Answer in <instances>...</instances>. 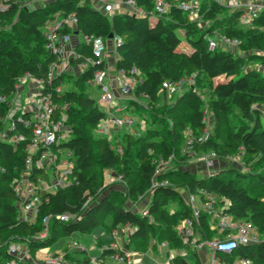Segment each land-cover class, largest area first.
Returning <instances> with one entry per match:
<instances>
[{
  "label": "trees",
  "instance_id": "obj_1",
  "mask_svg": "<svg viewBox=\"0 0 264 264\" xmlns=\"http://www.w3.org/2000/svg\"><path fill=\"white\" fill-rule=\"evenodd\" d=\"M135 1L147 16L120 12L111 17L98 10L93 0H52L37 9L26 7V0H0V97L7 99L5 103L0 102V244L3 245L0 264L12 259L6 248L13 242H26L29 251H41L54 241L69 239L75 234H93L97 228L113 233L127 227L126 249L139 254L149 251L150 239L158 246L168 245L169 249L186 247L178 229L193 214L189 195L198 203L202 202L201 207L214 198L218 208L227 205L223 215L264 233V110L261 108L264 107V71L245 66V58L232 49L209 50L210 40L221 35L237 39V48L244 47L249 59L254 55L264 60V13L246 26L241 22V11H233L213 0H203L198 19L192 20L176 5L177 0H166L172 5L171 9L164 16L156 17L152 24L155 0ZM71 15L78 21L79 34L104 38L113 34L122 39L117 49L116 69L127 75L135 70L133 75L137 79L131 98L127 100L125 114L132 106L138 107L137 99L147 100L148 111L152 113H156L160 100L163 101L162 118H155V123L137 135L125 133L121 144L98 134L99 124L108 120L109 115L85 89L95 72L104 69V64L84 70L77 78L75 89H61L58 93L57 88H62L65 83L64 76L49 79L50 66L58 62V57L46 50L48 40L41 17L44 21L57 22ZM9 23L13 24L12 31L8 30ZM22 31L26 33L22 34ZM184 43L189 51L185 50ZM79 50V63L83 64L92 52L87 46H81ZM26 73L40 80L46 92L53 93L56 106L53 119L66 117L73 130L68 140L53 146L59 155L67 151L72 154L73 183L69 188L57 191L38 189L42 203L34 222L20 218V198L15 191L29 172L27 144L35 127L32 113L15 115L16 129L10 133L23 134L26 141L13 144L2 140V134L7 130L5 118L10 101ZM188 77L194 87L201 83L210 85V109L216 124L214 134L207 135L203 141L199 140L201 136L195 138L188 145L189 149L213 152L223 159L239 154L246 164L254 160V169L243 170L229 165L199 177L198 173L176 166L157 173L155 161L159 158L169 161L174 157L177 144L183 141L186 131L192 129L197 135L206 130V108L193 89H184L178 95L163 88L166 81ZM219 78L225 80L214 83ZM184 109L190 113L187 120L179 117ZM235 113H238V119L231 120ZM27 121L31 124L26 125ZM114 145H121L122 152ZM189 154L182 156L183 163L189 160ZM101 169L117 173L125 190L102 195L100 189L105 174ZM29 173V180L34 184L40 179H49L43 169H33ZM148 194L151 200L143 212L117 203L119 199L138 201ZM63 214L71 215V221L64 225L53 224L51 237L47 240L35 239L44 230L45 216ZM201 214L195 228L206 232L214 215ZM100 241L101 254L96 260L84 250L81 251L82 258L66 261L63 256V264H107L108 259L125 255L120 248L113 247L115 240ZM68 251L67 248L64 255L69 258ZM216 257L221 264H233L236 259L243 258L251 260L252 264H264V241L241 245L233 254L218 253ZM169 264L189 263L182 257Z\"/></svg>",
  "mask_w": 264,
  "mask_h": 264
},
{
  "label": "built area",
  "instance_id": "obj_2",
  "mask_svg": "<svg viewBox=\"0 0 264 264\" xmlns=\"http://www.w3.org/2000/svg\"><path fill=\"white\" fill-rule=\"evenodd\" d=\"M176 5L182 9L184 12L188 13L192 20H196L200 13V0H189L181 1L177 0ZM218 4H223L233 11H241V22L250 26L254 20L259 18L264 13V0H213ZM94 6L102 11L104 14L113 16L117 13L116 5L109 0H93ZM123 4L128 7L129 12L138 16H147L145 10L137 6L135 0H123ZM26 7H29L25 4ZM172 5L166 0H155L154 5V17H162L169 12ZM77 19L75 15L65 17L56 22L51 31L46 32L47 46L46 50L48 53L56 55L58 57V62H53L50 66L49 79L53 80L64 76L71 70L70 62L73 61L79 65L81 68L80 72L86 70L87 68L94 67L96 65L104 64V69H99L95 72L92 80L89 81L90 84L96 85L101 89L100 102L106 104L103 109L108 115L109 119L101 122L98 126V134L108 136L113 142L115 138L113 137V131L109 127V122L112 127H117L119 129L131 130L134 126V120L125 114L127 110V100L131 97V91L135 88L137 84V79L135 77L136 71L134 70L131 75H127L124 71L120 70L118 72L120 85L118 86V91H116L110 80V62L108 60L109 52V42H112L113 47L118 55V47L122 44V39L120 37L114 36L112 39L104 38L96 35L89 34H79L77 30ZM81 46H87L91 49V56L83 63H79L81 58V52L79 48ZM239 46V41L237 39H230L228 37H222L221 40L211 39L209 43V50L216 51L217 49H232ZM115 63L118 61V56L114 60ZM117 70V69H116ZM33 82L38 86L37 92L28 101L29 106L26 109L21 110V112L32 113V121L35 125L33 130V136L28 141L27 144V160L26 165L28 171L31 172L33 169L46 170L49 174L48 180H39L38 184H34L29 180L30 173L28 172L25 177L22 178L19 184L15 187V191L19 195V216L21 219L29 221L30 218H36L39 206L42 203L40 196L38 195V189L45 191H57L59 189H66L73 183L74 174V163L72 161V154L70 152H65L59 155L54 152L53 146L59 143L61 140H68L73 133L71 125L67 123L66 117H61L58 120L53 119L55 107L53 102V93L51 91L46 92L44 87H42V82L34 78L30 73H26L20 80L16 87L17 93L24 88L26 84ZM188 81L186 78L180 79L178 81H166L163 83V88L168 90L171 94H178L184 90ZM61 87L57 88V92L61 91ZM15 97V96H14ZM10 101V109L5 118L9 119L10 122L7 126L6 133L2 134V140L10 141V143H18L21 141H26V137L23 134L15 133L11 135L10 133L16 129V123L14 116H10L11 105L14 101ZM124 98V102L120 103L118 100ZM0 102L5 103L7 99L5 97H0ZM20 121L22 118H19ZM26 125H30L31 121L25 122ZM208 134L201 136L200 141L206 139ZM118 152H122L120 146H115ZM173 158V157H172ZM169 161H162V164L158 165L157 173H161L164 169H169L165 164ZM217 159L215 153H211V156L204 160L207 167L214 165V160ZM157 162V161H156ZM164 184H168L165 182ZM188 202L192 206L193 214L190 218H187L180 225L178 232L186 245H193L195 234L194 228L197 224L201 213L213 214L219 217V222L216 228L217 235L214 238L206 239L201 243L198 248H208L212 252L213 263L218 262L217 254L226 253L233 254L239 249L241 245L255 244L264 241L263 237H260L258 233L253 231L254 229L251 225L245 223H238L232 217L223 215V211L226 209L227 205L222 207H217L215 205L214 198H210V201L205 203L202 207L198 205L197 199L189 195ZM72 216L69 214H63L58 216L47 215L43 218L44 230L39 233L35 239L38 241H44L51 237L53 224H66L70 222ZM254 232L252 234L251 232ZM166 245V244H164ZM74 247H80L78 242L74 243ZM116 247V245H113ZM22 247L19 244L11 243L7 246V254L12 256V259L4 261L2 264H21L22 259H20V252ZM3 252V245L0 244V256ZM128 256L117 255L115 258L118 260H125ZM63 259L60 257L52 258L46 264H63ZM251 260L247 258L240 259V264H251ZM234 264V263H233Z\"/></svg>",
  "mask_w": 264,
  "mask_h": 264
},
{
  "label": "rangeland",
  "instance_id": "obj_3",
  "mask_svg": "<svg viewBox=\"0 0 264 264\" xmlns=\"http://www.w3.org/2000/svg\"><path fill=\"white\" fill-rule=\"evenodd\" d=\"M52 0H26V4L33 9H37L41 6H47ZM110 2H113V4L116 5V11L117 13L122 12L121 10V4H122V0H109ZM123 6H125L123 4ZM128 8V7H127ZM130 10L128 9V13L131 14L129 12ZM41 21L44 22V25L42 27L44 32H49L52 30V28L54 27V25L56 24V22H52L49 19H45L44 21V17H41ZM201 26H203V22L199 21L198 22ZM9 28L8 30L12 31V23L8 24ZM12 27V28H10ZM25 34L26 32L22 31V34ZM223 36L219 35L217 37H214V40H221ZM184 46H187V44L184 43ZM232 50H234L235 52H238V54L242 55V57L245 58V61L243 62L245 66L247 67H253V68H260L261 70L264 71V60L262 59V57H258V56H254L252 55V57L249 59V56H247L248 52L244 49V47L241 48H232ZM257 54V53H256ZM70 66H71V70L70 72H68L67 74L64 75V85L62 87V90H71L72 88L75 89L76 86V81L78 78V71H79V65L73 61L70 62ZM111 74L115 73V70H111L110 71ZM187 79V78H186ZM38 80V79H37ZM225 80L224 78H219L216 79L214 81V83L220 82ZM39 81V80H38ZM188 84L186 87V90H191L193 89L197 95L202 99V106L206 108V118H205V124H206V130L203 134L198 133L197 135H195L194 131L192 129H189L188 131H186L184 133L183 136V141L180 144H177V151L174 155V157L172 158V160L165 164V166H168L169 168H175L177 167H181L182 169H186L187 171H191V172H195L198 173L199 177L204 176L203 172H206V170H213L214 168H218L217 166L221 165L222 167H226V166H238V168L243 169V170H247V169H253L255 168L254 165V160L250 161L249 163H245L244 159L241 157V155L236 154L233 157L227 158V159H223V158H219L217 156V159L214 160V164L216 163V165L211 166V167H207L205 165L204 160L207 159L208 157L211 156L210 152H203L201 150H192L189 149L188 145H191L192 142H194V139L200 136H205L206 134L208 135H212L215 132L216 129V124L214 121V117L212 114V111L210 109V100L212 99V89L210 87L209 84L207 83H201L200 86L194 87L192 80L190 79V77H188L187 79ZM191 88V89H190ZM38 86L36 84H34L33 82H29L28 84H26L24 86L23 89H21L18 94L15 95L14 97V101L13 104L11 105V113L10 116H14L15 114H17L18 112H21V110L26 109L27 106H29L28 101L30 100V98L33 97V95L37 92ZM85 89L87 91V94L89 95V97L94 98L97 100L98 105L100 108L104 109L106 107V104H103L100 102V95H101V89L96 86V85H92L90 83H88L85 86ZM179 95V94H178ZM176 96H173V98L175 99ZM173 98L171 99V102L173 101ZM136 103L138 105L137 108H133V106L129 109L128 114H126L127 116H129L130 118H133L134 120V126L131 130H126V129H119L117 127H112L111 123L109 122V127L111 128V130L113 131V137L115 138V143L121 144L124 141L122 140L123 136L125 133L127 132H131L132 134L137 135L138 133H141L143 129H145L147 126L155 123L154 119L156 118L157 120H159L160 118H162V113H163V108H161L163 101L160 100L159 102V106H158V110L156 111V113H152L151 111H148V101L145 99H137ZM264 110V107H261ZM190 113L187 111V109H184L182 114L179 115L180 118L185 117L186 120L189 119ZM239 117L238 113H235L231 116V120H237ZM10 120L6 119L5 120V124L6 126H8ZM116 133V134H115ZM60 142H64V140H61ZM121 147V145H119ZM187 152H189V160L185 163L182 162V156H184ZM157 161V165L162 164V159L159 158L156 160ZM155 161V163H156ZM103 171V169H101ZM100 170V171H101ZM216 170V169H215ZM105 174V179H104V183L103 186L100 189V192L103 194H107V193H113L114 190H120L123 191L125 190V185L122 181V179L120 177H117V173H113L111 171H103ZM207 176V174H206ZM181 192L183 194H185V190H181ZM151 199V195L148 194L145 198L140 199V200H117L118 204H123L125 205L127 208H132L135 210H139L141 212H143L144 210H146L149 201ZM202 202H199L198 205H200ZM176 207V206H175ZM222 207V206H220ZM214 221L215 225L217 228L218 222H219V217L214 215L210 218V221ZM195 234L193 236L194 239V243L193 245H187L186 249L183 248H170L168 247V245H164V244H160L159 245V253H161V256H163L159 262H164V260L168 263H170L173 259L175 258H182V256H180L178 254L179 249H184V252H186V256H193L194 254L197 255L198 257V262L195 261L191 262L190 264H211L213 260L212 256L211 259L206 261L207 256L203 255L202 256L204 258H202L201 255H199V253L201 251H204L205 248H198V246L201 245V243H203L206 239H211L214 238L217 233H216V229L212 230V231H207V232H202L201 228H194ZM255 232V229L253 230ZM251 233H254V232ZM258 235L260 237H263V233H259L257 232ZM126 235H124L125 238H127L128 234L127 231L125 233ZM98 236H102L101 238L103 240L108 238V233L104 234L103 228H97L93 234H88V235H81V236H77L76 239L71 238V239H65L62 238L59 240V242H52V244H50V247L46 248V249H42L41 251L46 252L48 255H51L52 258H55L56 256H61L60 258H63L64 256V260L68 261V260H74L76 259L75 257V253L76 251H87V253L89 252L90 255L95 256L96 251L101 250L100 248V244L97 246V240L96 238ZM124 238V240H125ZM78 242L80 244V247L75 248L74 247V243ZM149 254L150 257L153 258V260L158 259L157 256L159 255L157 253V249H158V244L156 243V241L150 239L149 241ZM69 249L68 253L71 255V257H65V251L66 249ZM87 249V250H86ZM98 249V250H97ZM167 249L170 251L167 254ZM176 249V251L174 250ZM71 252V253H70ZM73 252V253H72ZM176 252V253H175ZM199 252V253H198ZM88 253V255H89ZM177 254V255H176ZM212 254V253H211ZM46 256V255H45ZM44 256V260L42 261H50L51 257L50 256ZM159 255V257H161ZM34 257L37 258V254L36 252L34 253ZM39 258V257H38ZM200 258V259H199ZM94 259V258H93ZM96 260V259H95ZM209 261V263H208ZM158 262V263H159ZM240 262V261H239ZM238 260L235 262V264H239ZM45 263V262H44ZM32 264V263H31ZM96 264H100V262H97Z\"/></svg>",
  "mask_w": 264,
  "mask_h": 264
},
{
  "label": "crops",
  "instance_id": "obj_4",
  "mask_svg": "<svg viewBox=\"0 0 264 264\" xmlns=\"http://www.w3.org/2000/svg\"><path fill=\"white\" fill-rule=\"evenodd\" d=\"M203 0H200V2H202ZM122 6H121V10H122V12H126V13H128V8H127V6H123V0H122V4H121ZM156 17H154V16H152L151 17V22H152V24H155V22H156ZM185 50L186 51H189V47H187V46H185ZM118 55H117V52L115 51V49H114V47H113V44H112V42H109V52H108V55H107V57H108V60H109V62H110V71L111 70H115V73L114 74H111L110 73V76H111V78H112V80H110V83L112 84V86H113V88L116 90V91H118V86L120 85V80L118 79L119 78V76H118V72H117V70H116V63H115V59H116V57H117ZM72 69V68H71ZM81 71V68L79 67V71H78V77L79 76H81L82 74H83V72H80ZM84 71V70H83ZM187 87V86H186ZM186 87H184V89L186 90ZM118 102H119V104L120 103H123L124 102V98H120L119 100H118ZM101 110H103L102 108H101ZM114 131V130H113ZM116 134V133H115ZM216 165V163L214 164V166ZM218 168H214L213 170L211 169V170H206V172H203V175L204 176H206V174L207 175H209V174H211V173H213V172H215L216 170H220V169H222V166L221 165H219V166H217ZM216 169V170H215ZM151 200V199H150ZM149 203H150V201H149ZM148 206H149V204H148ZM147 206V207H148ZM135 211H137V210H135ZM145 211V210H144ZM138 212H141V211H139L138 210ZM35 219L36 218H30L29 219V221L30 222H34L35 221ZM209 223H210V228H208L207 229V231H212V230H214V229H216L215 227H216V225H215V222L214 221H209ZM103 231H104V234L105 233H108V238L107 239H105V240H103L101 237L102 236H98L97 238H96V240H97V246L99 245V242H101L100 240H102V241H107V240H115L112 244L113 245H116V247L117 248H120V250H122V251H124L125 253H127L128 254V256H127V259L126 260H123V261H121V260H118V259H115V258H110V259H108V261H107V264H169L168 262H166L165 260H164V262L162 261V262H159L160 261V259L163 257V256H161V253H159V246H158V249H157V253L161 256V257H159V255L157 256V258L158 259H156V260H153V258H151L150 257V254H149V251L147 252V253H145V254H139V253H136V252H134V251H132V250H127L126 249V241H127V238H128V236H127V238H125L124 237V235H126L125 233H126V231H127V234H128V231H129V229L127 228V227H124V228H119L118 230H116V231H114L113 233L111 232V233H109L108 231H105L104 229H103ZM206 231V232H207ZM256 231V230H255ZM203 232V231H202ZM257 232V231H256ZM217 233V232H216ZM252 234H254V233H252ZM81 236L80 234H75V235H73V237H71V238H74V239H76V237L77 236ZM100 237V238H99ZM71 238H69V239H71ZM124 238H125V240H124ZM68 239V238H67ZM59 242V241H58ZM14 244H19L21 247H22V251L20 252V254H19V256H20V259L21 258H23L22 260V263L21 264H46L47 262L46 261H42V260H44L45 258H44V256L46 255V256H50L51 257V259H52V256L51 255H48L46 252H42V251H33V250H30L29 251V247H28V244L26 243V242H22V243H16V242H13ZM184 249H186V247L184 248ZM184 249H179V250H177L178 251V254L180 255V256H182L183 258H186L187 259V261H188V263L190 264L191 262H194L195 263V261H199L198 260V257H197V255L196 254H194L192 257L191 256H186V252H184ZM87 250V249H86ZM98 250V249H97ZM174 250V249H173ZM174 251H176V249L174 250ZM36 252V254H37V258H35L34 257V253ZM87 252V251H86ZM170 251L167 249V254L169 253ZM71 253V252H70ZM73 253V252H72ZM75 253H77V254H75V256H73V257H75V258H82L84 255H83V252H81V251H76ZM89 253V252H88ZM87 253V254H88ZM176 253V252H175ZM199 253V252H198ZM212 252L208 249V248H205L204 249V251H201L200 253H199V255H201L202 256V254L203 255H206L207 256V258H206V261L205 262H207V260H209V259H211V256H212V254H211ZM100 254H101V250H98V251H96V254H95V256H93V255H90V253H89V256H91L92 258H94V259H96L98 256H100ZM177 255V254H176ZM45 256V257H46ZM39 257V258H38ZM164 258V257H163ZM202 258H204L203 256H202ZM200 259V258H199ZM212 260V259H211ZM238 260V262L240 261V259H236L235 261H234V264H235V262ZM210 261V260H209ZM209 261H208V263H209ZM45 262V263H44ZM159 262V263H158ZM211 264H221L220 263V261L218 260V262H215V263H213V261H212V263ZM239 264H240V262H239ZM252 264V263H251Z\"/></svg>",
  "mask_w": 264,
  "mask_h": 264
},
{
  "label": "water",
  "instance_id": "obj_5",
  "mask_svg": "<svg viewBox=\"0 0 264 264\" xmlns=\"http://www.w3.org/2000/svg\"><path fill=\"white\" fill-rule=\"evenodd\" d=\"M113 37H114V35H113V34H111V35L109 36V38H110V39H112Z\"/></svg>",
  "mask_w": 264,
  "mask_h": 264
}]
</instances>
